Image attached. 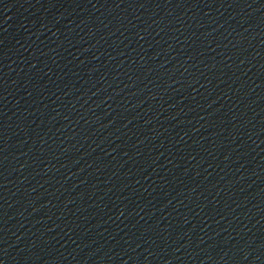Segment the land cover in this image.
I'll list each match as a JSON object with an SVG mask.
<instances>
[{
    "label": "water",
    "instance_id": "obj_1",
    "mask_svg": "<svg viewBox=\"0 0 264 264\" xmlns=\"http://www.w3.org/2000/svg\"><path fill=\"white\" fill-rule=\"evenodd\" d=\"M0 264H264V0H0Z\"/></svg>",
    "mask_w": 264,
    "mask_h": 264
}]
</instances>
